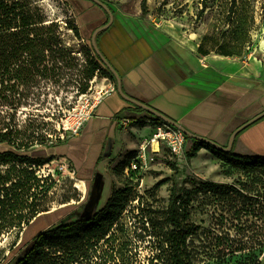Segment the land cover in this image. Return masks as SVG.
I'll list each match as a JSON object with an SVG mask.
<instances>
[{"label": "rangeland", "instance_id": "374dc122", "mask_svg": "<svg viewBox=\"0 0 264 264\" xmlns=\"http://www.w3.org/2000/svg\"><path fill=\"white\" fill-rule=\"evenodd\" d=\"M29 1L44 17L46 24L59 26L61 45L57 49L62 51L64 59L45 64L53 70L48 73L49 78H39L31 86L20 84V91L31 90L30 96L23 101L24 105L16 116L14 114V119L6 120L7 123L13 120L11 125L21 132L28 131L31 137L23 140L34 143L36 152L56 157L50 164L37 168L36 173L43 180L53 179L54 184L51 180L47 182L55 194H51L50 206L60 212L39 219L28 236L34 237L46 227L62 221L72 222L91 214L87 205L93 197L94 186L98 188L94 211L102 209L113 190L124 188L131 178L136 187L122 222L132 232L135 230L142 234V230L134 228L142 214L158 221L165 218L172 189L177 184L182 194L191 196L192 221L201 227L198 235L192 238L197 264H264V171L244 172L217 162L208 154H199L193 159L187 157V163L180 167L163 143L158 148L153 141L154 124L151 127L148 122L153 116L148 113L142 118L147 120L145 132L143 129L146 127L136 126L137 122L132 121L126 129L110 138L99 168L85 173L82 171L84 167L78 169L73 159L67 156L58 158L62 157L56 154L58 145L66 141V137L80 133L83 126L77 131L78 127L87 119L100 95L107 92V84L112 81L105 78L103 72L92 81L85 78L88 46L92 40L78 37L71 29L78 24L72 0ZM102 1L128 27L149 32L169 43L172 42L171 35L177 47L196 49L197 53L206 37H214L222 45L224 34L232 29L229 18L231 0ZM251 15L253 22L249 40L242 55L231 59L243 62L250 74L255 72L256 76L262 71L264 75V0H252ZM212 46L209 41L207 49ZM133 128L142 131H133ZM132 153H137V169L122 172L123 164L131 159ZM1 169L6 171L7 168ZM199 180L229 184L236 188V192L214 195L200 188V192L193 193L198 187L195 182ZM64 197L73 199L69 205L60 207L59 201ZM137 227L142 228V225L138 223ZM21 232L18 228L4 231L0 240V264L6 263L5 259ZM144 237L139 250L147 255L145 247L149 236Z\"/></svg>", "mask_w": 264, "mask_h": 264}, {"label": "trees", "instance_id": "16d2710c", "mask_svg": "<svg viewBox=\"0 0 264 264\" xmlns=\"http://www.w3.org/2000/svg\"><path fill=\"white\" fill-rule=\"evenodd\" d=\"M251 8L252 0H231L229 18L232 29L224 34L222 45L214 37H206L198 54L209 56L215 53L227 58L241 56L252 27ZM110 9L115 16L114 10ZM143 10L147 11L145 4ZM108 22L109 18L105 25ZM71 29L84 39L79 24ZM103 33L98 35L97 45ZM60 40L59 26L46 24L29 0H0V240L7 229L22 231L5 264L11 261L13 264H197L192 238L198 235L201 227L192 221L191 196L182 194L177 184L172 189L169 208L162 221L141 215L137 224L140 223L142 228H138L137 224L134 226L136 230H142L141 235L135 230L132 232L122 222L136 187L130 178L124 188L113 190L102 209L72 222L62 221L46 227L34 237L28 236L31 227L54 210L50 206L54 192L47 183L51 180L54 184L53 179L39 178L36 170L50 164L56 157L36 152L34 143L23 140L31 137L28 131L21 132L11 125L13 120L10 123L6 120L14 119L23 107V101L30 96L31 90L20 91V84L31 86L39 78H49L48 73L53 70L45 64L64 59L62 51L57 49L61 45ZM209 41L213 46L207 49ZM88 47L85 78L92 81L103 72L105 78L117 85L93 44ZM135 109L146 113L139 107ZM150 118L156 124H166L157 118ZM136 126L146 127L147 120L142 119ZM187 141L191 143L186 152L189 159L206 149L228 167L244 172L264 171V156L239 155L233 150L223 152L209 143L189 137ZM136 157L137 153H132L121 171L124 172ZM102 160L100 157L98 164ZM1 168L7 169L3 171ZM195 185L198 187L193 193L201 189L214 195L236 192L232 185L212 181L199 180ZM72 199L64 197L59 201L60 207L69 205ZM144 236H149L145 247L147 255L139 250L141 239L145 241Z\"/></svg>", "mask_w": 264, "mask_h": 264}, {"label": "crops", "instance_id": "0c3cea01", "mask_svg": "<svg viewBox=\"0 0 264 264\" xmlns=\"http://www.w3.org/2000/svg\"><path fill=\"white\" fill-rule=\"evenodd\" d=\"M73 8L84 39L92 40L94 32L109 18L91 0H76ZM169 36L170 43L128 27L114 16V23L101 35L98 45L120 75L126 96L221 147H228L233 135L238 133L232 146L234 153L264 156V118L244 128L264 112L263 72L255 76L243 62L216 54L202 56L196 49L177 47L174 37ZM107 86L115 87L116 91L105 94L80 133L66 137L55 150L62 155L58 158L73 159L78 169L84 167L85 173L100 167L99 158L113 135L132 121L147 117V112H137L134 105L119 95L117 85L109 82ZM133 131L142 129L133 128ZM188 146L191 143L187 141L186 151ZM199 154H208L222 162L206 149ZM57 212L53 210L47 216Z\"/></svg>", "mask_w": 264, "mask_h": 264}, {"label": "water", "instance_id": "95a60500", "mask_svg": "<svg viewBox=\"0 0 264 264\" xmlns=\"http://www.w3.org/2000/svg\"><path fill=\"white\" fill-rule=\"evenodd\" d=\"M93 1L94 3H96L97 5H99L102 9H104L108 15H109V22L107 25L97 29L93 36H92V44H93V47L94 49L96 50L97 54L99 55V57L101 58V60L103 61V63L105 64V66L110 70V72L113 74V76L115 77L116 81H117V90H118V93L119 95L125 99L127 102H129L130 104L134 105L135 107H139L141 109H143L145 112L149 113L150 115H152L154 118H157L159 120H162L164 123L174 127V128H177V129H180L184 132V134L189 137L190 139H193V140H201V141H204L206 143H209L210 145L216 147L217 149L223 151V152H230L232 151V146H233V143H234V140L236 138V135L238 133H236L235 135H233L232 139H231V142H230V145L228 147H221L219 146L218 144L214 143V142H211L207 139H204V138H201V137H198L196 135H193L191 133H189L188 131H186L185 129H183L179 124H177L176 122H174L173 120H171L170 118L164 116L163 114H161L160 112L152 109L151 107L145 105V104H142L134 99H131L129 98L128 96H126L123 92V89H122V81H121V78H120V75L118 74V72L114 69V67L109 63V61L102 55L98 45H97V37L100 33H102L103 31L107 30L113 23H114V15L110 9V7L105 3L103 2L102 0H91ZM264 118V113L261 114L260 116H258L256 119H254V121L248 123L244 128L248 127L249 125H251L253 122H256L260 119ZM243 128V129H244ZM242 130V129H241ZM96 179H99V177L97 176ZM97 193H98V188L97 186H94L93 187V194H92V199L91 201L88 203L87 205V211L88 212H93L95 210V207L97 205Z\"/></svg>", "mask_w": 264, "mask_h": 264}, {"label": "built area", "instance_id": "2783aa9c", "mask_svg": "<svg viewBox=\"0 0 264 264\" xmlns=\"http://www.w3.org/2000/svg\"><path fill=\"white\" fill-rule=\"evenodd\" d=\"M115 87H111V89H108L107 92L105 94H109L110 92H115ZM104 94V95H105ZM104 95H100L99 97V101L98 103L102 100ZM96 103L93 107V109L91 110V112L89 113V115L87 116L88 120L92 113L93 110L95 109V107L97 106ZM84 121V122H85ZM84 122H82L80 124V126L78 127L77 131L80 130V128L83 126ZM150 126L152 127L154 124V140L159 148V144L163 143L166 146V149L171 153L174 161L178 164V166H183L185 163H187V154H186V144H187V136L184 134V132L180 129L174 128L168 124H156L155 122L152 121H148ZM129 124V122L127 123ZM76 131V132H77ZM139 160V159H138ZM137 165H138V161L136 159V161H134V163H132L128 168V170H131V168H135L137 169ZM75 174V173H74Z\"/></svg>", "mask_w": 264, "mask_h": 264}]
</instances>
